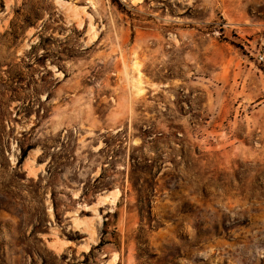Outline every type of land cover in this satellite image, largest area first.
<instances>
[{
  "label": "rangeland",
  "instance_id": "1",
  "mask_svg": "<svg viewBox=\"0 0 264 264\" xmlns=\"http://www.w3.org/2000/svg\"><path fill=\"white\" fill-rule=\"evenodd\" d=\"M56 1L0 0V264H264V0Z\"/></svg>",
  "mask_w": 264,
  "mask_h": 264
},
{
  "label": "trees",
  "instance_id": "2",
  "mask_svg": "<svg viewBox=\"0 0 264 264\" xmlns=\"http://www.w3.org/2000/svg\"><path fill=\"white\" fill-rule=\"evenodd\" d=\"M24 154H25V151L23 152V155L22 156H24ZM82 196H86V195L83 193ZM108 225L109 224H108L107 221H104L103 222L102 231H101V241H100V243H99V245L97 247H99L100 245H104V244H109L110 243L108 241H104V236L106 235V229H107ZM92 251L93 250H90V252L86 256V259L89 258V256L92 254Z\"/></svg>",
  "mask_w": 264,
  "mask_h": 264
},
{
  "label": "bare ground",
  "instance_id": "3",
  "mask_svg": "<svg viewBox=\"0 0 264 264\" xmlns=\"http://www.w3.org/2000/svg\"><path fill=\"white\" fill-rule=\"evenodd\" d=\"M90 2V1H89ZM56 3L58 4V5H60L61 7H64V8H66V9H68V10H71V11H73V13L74 12H76V10H77V7H75L74 5H72V4H70L69 2H65V1H62V0H57L56 1ZM92 5V4H91ZM82 9V11H83V8H81ZM70 11V12H71ZM91 19V18H90ZM114 193V192H113ZM114 196H115V194H114ZM104 199V198H103ZM101 202V201H100ZM103 202V201H102ZM54 245V244H53Z\"/></svg>",
  "mask_w": 264,
  "mask_h": 264
}]
</instances>
